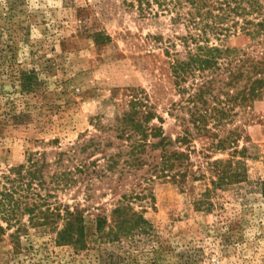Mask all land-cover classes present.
<instances>
[{
	"label": "rangeland",
	"instance_id": "1",
	"mask_svg": "<svg viewBox=\"0 0 264 264\" xmlns=\"http://www.w3.org/2000/svg\"><path fill=\"white\" fill-rule=\"evenodd\" d=\"M127 1L0 0V191L9 188L15 203L12 224L0 218V264H264V195L256 184L264 179V99L240 142L248 145L246 181L218 190L205 209L194 202L200 182L181 189L154 179L153 200L131 203L149 225L113 236V210L131 190L106 184L104 176L117 173L105 170L100 151L119 142L102 124L140 87L166 118L167 134L179 131L167 114L178 98L167 58L146 38L155 27L142 25ZM99 31L110 39L97 40ZM67 209L83 218L81 250L54 241ZM99 216L107 218L102 235Z\"/></svg>",
	"mask_w": 264,
	"mask_h": 264
},
{
	"label": "trees",
	"instance_id": "2",
	"mask_svg": "<svg viewBox=\"0 0 264 264\" xmlns=\"http://www.w3.org/2000/svg\"><path fill=\"white\" fill-rule=\"evenodd\" d=\"M127 7L142 25L155 27L146 38L167 58L178 94L167 114L179 131L174 137L167 134L166 118L140 87L130 88L122 109L102 124L119 142L114 151L96 144L105 170L117 173L114 180L104 176L110 179L106 184L112 192L131 190L120 194L123 203L113 210L117 238L149 225L144 209L135 210L131 203L148 196L153 200L148 185L154 179L171 180L181 189L200 182L204 188L194 202L205 209L215 205L212 196L218 190L246 181L248 145L240 142L249 139L246 126L264 99V0H129ZM240 38L243 44L237 43ZM96 39L110 36L99 31ZM224 153L228 156H221ZM8 170L3 177L12 182L13 167ZM256 184L264 195V179ZM10 194L7 187L0 191V218L8 224L15 216ZM64 219L65 227L54 241L83 249L87 242L82 216L67 209ZM106 219L98 217L101 235Z\"/></svg>",
	"mask_w": 264,
	"mask_h": 264
}]
</instances>
